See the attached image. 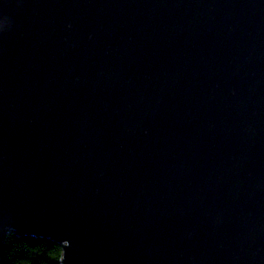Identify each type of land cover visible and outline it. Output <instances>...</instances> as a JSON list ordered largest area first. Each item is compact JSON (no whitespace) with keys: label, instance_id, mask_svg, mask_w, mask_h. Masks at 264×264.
<instances>
[{"label":"water","instance_id":"water-1","mask_svg":"<svg viewBox=\"0 0 264 264\" xmlns=\"http://www.w3.org/2000/svg\"><path fill=\"white\" fill-rule=\"evenodd\" d=\"M61 264H264V0H0V248Z\"/></svg>","mask_w":264,"mask_h":264},{"label":"trees","instance_id":"trees-1","mask_svg":"<svg viewBox=\"0 0 264 264\" xmlns=\"http://www.w3.org/2000/svg\"><path fill=\"white\" fill-rule=\"evenodd\" d=\"M62 248L49 240L9 234L0 248V264H61Z\"/></svg>","mask_w":264,"mask_h":264}]
</instances>
